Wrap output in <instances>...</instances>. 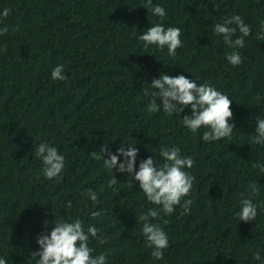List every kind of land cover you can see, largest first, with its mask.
I'll return each instance as SVG.
<instances>
[{
	"label": "trees",
	"instance_id": "1",
	"mask_svg": "<svg viewBox=\"0 0 264 264\" xmlns=\"http://www.w3.org/2000/svg\"><path fill=\"white\" fill-rule=\"evenodd\" d=\"M145 2L0 0V12L10 11L0 17V27L9 29L0 36V257L7 264H35L36 237L50 234L57 221L76 218L85 232L92 224L107 236L104 244L89 240L92 255L105 253L107 264H264V173L252 167L264 164V146L252 143L256 119H264V39L258 38L264 0H152L166 10L163 19ZM232 15L252 28L246 47L237 49L243 63L235 67L226 59L233 49L214 33L215 24ZM155 24L181 29L175 57L167 47L145 48L138 39ZM57 65L64 66L65 81L51 79ZM162 73L197 78L227 95L236 125L232 138L204 142L207 129L191 133L181 123L190 108L171 116L147 112L151 97L144 89L153 90L152 79ZM41 142L65 156L61 179L42 175L35 156ZM121 144L139 149L136 170L149 156L165 163L160 150L173 145L194 160L183 169L195 177L190 196L181 200L191 199L190 212L176 206L173 215L161 212L152 221L168 236L162 260L151 256L136 220L159 206L147 201L134 178L91 156L95 151L107 159L101 148L116 154ZM112 178L117 183L109 187ZM250 182L257 183L252 199L260 207L254 221H239L235 213ZM87 189L97 193L95 206L82 195ZM69 200L73 207L66 209ZM91 211L101 215L93 219ZM257 249L260 261L252 257Z\"/></svg>",
	"mask_w": 264,
	"mask_h": 264
},
{
	"label": "clouds",
	"instance_id": "2",
	"mask_svg": "<svg viewBox=\"0 0 264 264\" xmlns=\"http://www.w3.org/2000/svg\"><path fill=\"white\" fill-rule=\"evenodd\" d=\"M143 7L150 10L154 16L161 19L167 13L164 7L159 4L154 5L152 0H146ZM10 15L9 9L5 8L0 12V17L7 19ZM2 22V20H0ZM234 24L236 27H229ZM264 25V22H262ZM239 31L240 35L235 39L232 37ZM8 26L0 27V36L7 35ZM214 33L222 35L223 43L232 48V52L226 56L227 61L232 66H239L243 63L240 52L237 49L246 47L245 37L252 34L250 25L244 22L240 15H232L223 23L214 26ZM181 29L176 26L164 27L163 24H155L140 34L138 39L143 42V46H156L159 50L167 47L168 55L175 57L177 49L182 47ZM260 39H264V31L261 32ZM2 51H6L3 49ZM53 81H65L67 76L64 73V66L57 65L51 72ZM151 89H144V95L151 97L146 110L149 113L163 111L171 116L180 115L185 108H190L191 115L185 114L181 118V123L191 133H197L201 128L207 129L202 133L204 142H215L224 138L231 139L233 129L236 125L232 122L234 114L231 108L232 100L215 86L209 83L198 84L197 78L190 80L185 75L170 76L162 73L159 78H153ZM160 100L162 107L157 103ZM179 106V107H178ZM255 133L252 143L264 146V119L257 117ZM101 152L107 153L97 155L95 151L91 156L95 160L103 159L105 168L114 169L119 173H127L129 177L139 182V188L144 193L147 201L159 206L150 208L146 213H141L136 220L142 222L141 232L145 238L148 248L152 249L151 256L155 260L164 258V250L169 247V240L166 232L159 223H153L160 213L164 216H171L175 212L176 206L183 209L182 214L190 212L191 199L181 200L190 196L195 177L183 169H191L194 165L192 156H182L178 145L162 147L160 157L165 161L159 164L155 156L142 159L139 163V170H136V161L139 149L135 146L125 147L122 144L117 148L116 154L108 151V148H101ZM35 156L40 158L43 163L42 175L49 180L61 179L65 169V156L62 155L55 146H50L47 142H41L36 150ZM123 157V160H120ZM253 168H259L264 173V164L254 163ZM117 183V178L108 181V186L113 187ZM248 187L251 192L248 197L240 200V210L235 213L239 221H254L258 214L259 204L254 203L252 197L259 194L256 182H250ZM115 191V189L113 188ZM82 195H86L95 206L98 201L97 193L92 189H87ZM243 195V194H242ZM66 209L73 207L72 201L66 202ZM89 215L95 219L101 215V211H91ZM169 221L164 220L167 224ZM115 226V225H113ZM101 229L89 224L85 232L84 221L76 218L71 221L61 220L54 224L50 234L41 233L36 237L39 245L38 251H32L30 255L35 260V264H107L108 257L105 253L93 256L94 249L89 246L90 237L96 238L99 243L108 242L107 236L100 235ZM254 260L260 261V250L252 253ZM0 264H7L6 258L0 257Z\"/></svg>",
	"mask_w": 264,
	"mask_h": 264
}]
</instances>
